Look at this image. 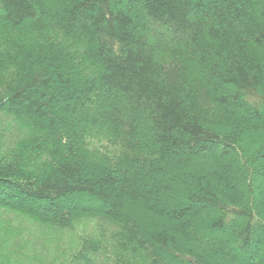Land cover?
Wrapping results in <instances>:
<instances>
[{"label":"trees","instance_id":"trees-1","mask_svg":"<svg viewBox=\"0 0 264 264\" xmlns=\"http://www.w3.org/2000/svg\"><path fill=\"white\" fill-rule=\"evenodd\" d=\"M0 264H264V0H0Z\"/></svg>","mask_w":264,"mask_h":264}]
</instances>
